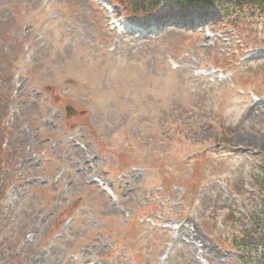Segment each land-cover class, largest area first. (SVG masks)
<instances>
[{"label": "rangeland", "instance_id": "rangeland-1", "mask_svg": "<svg viewBox=\"0 0 264 264\" xmlns=\"http://www.w3.org/2000/svg\"><path fill=\"white\" fill-rule=\"evenodd\" d=\"M109 2L0 0V264H264V16Z\"/></svg>", "mask_w": 264, "mask_h": 264}, {"label": "trees", "instance_id": "trees-1", "mask_svg": "<svg viewBox=\"0 0 264 264\" xmlns=\"http://www.w3.org/2000/svg\"><path fill=\"white\" fill-rule=\"evenodd\" d=\"M115 6H118L122 14L134 19L145 20L150 15H156L165 10L196 8L199 10L215 8L222 12L225 24L232 30L240 32L241 21L236 15H240L243 9H248L253 15L264 16V0H110ZM223 134V133H222ZM221 134V136H222ZM229 134V133H228ZM222 138L217 143L221 146L229 145ZM252 186L258 191V198L264 199V178H254ZM2 186L0 187L1 193ZM260 211L245 216L244 218L235 217V221H245L240 223L247 230L238 235V244L236 247L245 257L247 250L252 249L250 244L256 245L254 249L260 250L264 259V234H257V230L264 224V201H262ZM260 223V226H259ZM258 246H261L260 248Z\"/></svg>", "mask_w": 264, "mask_h": 264}, {"label": "bare ground", "instance_id": "bare-ground-1", "mask_svg": "<svg viewBox=\"0 0 264 264\" xmlns=\"http://www.w3.org/2000/svg\"><path fill=\"white\" fill-rule=\"evenodd\" d=\"M191 14H197L199 11L197 10H192V11H189ZM168 17H171L170 14L168 16L165 17V19H168Z\"/></svg>", "mask_w": 264, "mask_h": 264}, {"label": "water", "instance_id": "water-1", "mask_svg": "<svg viewBox=\"0 0 264 264\" xmlns=\"http://www.w3.org/2000/svg\"><path fill=\"white\" fill-rule=\"evenodd\" d=\"M66 112H67V114H72L73 113L71 108H66Z\"/></svg>", "mask_w": 264, "mask_h": 264}]
</instances>
